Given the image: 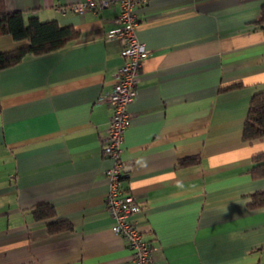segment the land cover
Masks as SVG:
<instances>
[{"label": "crops", "instance_id": "1", "mask_svg": "<svg viewBox=\"0 0 264 264\" xmlns=\"http://www.w3.org/2000/svg\"><path fill=\"white\" fill-rule=\"evenodd\" d=\"M84 0H4L24 20L71 24L62 48L0 69V264H133L112 229L98 98L114 84L121 44L107 37L118 6L73 12ZM264 0H147L137 37L150 53L124 133L122 185L159 264H264V208L249 196L253 154L242 139L250 97L264 85ZM22 41L0 35V51ZM240 85L228 89L222 86ZM187 155L196 163L182 165ZM53 205L71 231L49 234L30 209Z\"/></svg>", "mask_w": 264, "mask_h": 264}, {"label": "built area", "instance_id": "2", "mask_svg": "<svg viewBox=\"0 0 264 264\" xmlns=\"http://www.w3.org/2000/svg\"><path fill=\"white\" fill-rule=\"evenodd\" d=\"M147 0H84L69 5V8L82 14L86 10L99 11L106 7L118 6L113 18V27L107 37L117 38L121 44L122 63L114 73L113 87L98 98L99 102L111 107L105 134L102 136V154L111 164L105 170L108 190L104 197L105 209L112 218V229L119 234L125 246L131 250L133 264H159L153 258V246L143 237L140 227L133 220L139 204L132 193L122 185L124 176L121 151L124 133L131 124L128 105L137 95L141 68L150 51L139 41L137 9Z\"/></svg>", "mask_w": 264, "mask_h": 264}, {"label": "trees", "instance_id": "3", "mask_svg": "<svg viewBox=\"0 0 264 264\" xmlns=\"http://www.w3.org/2000/svg\"><path fill=\"white\" fill-rule=\"evenodd\" d=\"M264 29V4L259 16L254 21ZM10 34L22 44L11 49L0 51V69L19 63L26 55H42L62 48L69 41L79 36V31L71 24H60L56 19L41 20L30 15L27 21L19 10H9L4 0H0V35ZM240 83L222 86L221 89L236 87ZM1 109V104H0ZM242 139L252 143L264 139V85L257 88L250 97L246 119L243 125ZM198 157L187 155L180 159L182 165L196 163ZM252 179L264 178V151L252 156L249 167ZM250 209L264 208V189L254 191L249 196ZM33 219L42 220L47 225L49 234L71 231L73 225L67 218L57 217L53 205L42 202L30 209Z\"/></svg>", "mask_w": 264, "mask_h": 264}]
</instances>
